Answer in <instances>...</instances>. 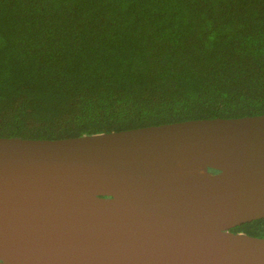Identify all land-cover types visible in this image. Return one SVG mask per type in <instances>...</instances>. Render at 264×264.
I'll return each mask as SVG.
<instances>
[{
	"label": "water",
	"instance_id": "1",
	"mask_svg": "<svg viewBox=\"0 0 264 264\" xmlns=\"http://www.w3.org/2000/svg\"><path fill=\"white\" fill-rule=\"evenodd\" d=\"M263 218L264 115L0 138V264H264Z\"/></svg>",
	"mask_w": 264,
	"mask_h": 264
},
{
	"label": "trees",
	"instance_id": "2",
	"mask_svg": "<svg viewBox=\"0 0 264 264\" xmlns=\"http://www.w3.org/2000/svg\"><path fill=\"white\" fill-rule=\"evenodd\" d=\"M257 115L264 0H0V138Z\"/></svg>",
	"mask_w": 264,
	"mask_h": 264
}]
</instances>
